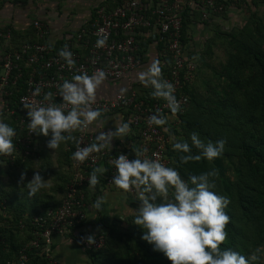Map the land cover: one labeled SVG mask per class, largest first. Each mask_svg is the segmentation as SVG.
I'll return each instance as SVG.
<instances>
[{"label":"trees","instance_id":"trees-1","mask_svg":"<svg viewBox=\"0 0 264 264\" xmlns=\"http://www.w3.org/2000/svg\"><path fill=\"white\" fill-rule=\"evenodd\" d=\"M119 4L120 0H105L100 5L111 10ZM241 4L245 5L244 19H233V25L224 32L214 30V35L202 52L204 58L211 59L217 40L225 51L224 62L212 70V77L218 82L219 91H214V98H209L208 102L203 104L197 101L198 90L194 89L193 84L184 85L182 94L188 98L187 109L176 116L171 113L163 114L168 122L158 128L171 140L166 144L170 167L176 168L184 180H188L190 175H199L213 169L217 171L218 175L214 177L216 187L212 190L230 200L225 208L230 217L226 226L228 238L221 247L231 248L250 258L252 255L259 257V249L264 248V0H240L235 7L239 8ZM198 13L193 10L183 14V43L187 42L189 27L198 20ZM226 18V13L217 16V20ZM214 21L216 20H210L209 24H214ZM13 35L15 34L11 31L10 37ZM145 36L147 38L140 43L137 53L141 62L144 60L148 43L158 38L157 34L148 37L145 33ZM31 37L26 43L36 42L34 31ZM161 42L158 44L159 52L162 48ZM19 47L11 48L10 45L5 51ZM163 61L162 79L165 80L169 74V59L163 58ZM201 66L209 67L207 62H203ZM28 73L29 69L22 70V77L18 80L12 96L8 97L10 109L14 112L5 123L15 130L14 149L17 144L16 136L20 135L17 98L24 93L23 83ZM152 91L150 88L145 97H138L139 100L144 101L146 98L144 102H154L157 98L151 96ZM165 128L169 131H165ZM194 132L198 133L205 143L221 139L226 141L222 155L210 161L201 159L181 164V153L173 149L172 137L191 144L190 135ZM131 141V149L121 153L135 155L140 138L135 135ZM73 149L74 146L71 156ZM192 151L194 154L198 152L194 147ZM12 164H15V161ZM91 172L92 170L89 171ZM101 183L105 184V181L101 180ZM4 198L11 201L8 195ZM128 202L131 214L118 226L99 236L104 242L99 250L88 252L92 264H171L162 252L155 251L152 244L141 239L144 230L133 223V212L140 204L137 194L129 195ZM46 212L37 213L35 217L45 215ZM14 213L15 216L11 217L8 226H0V264H21V252L26 256L23 264H49L43 246L37 249L27 247L37 232V228L32 225L33 215L29 210L22 211L17 208ZM25 213L29 215L24 220L22 218ZM250 264L261 262L258 258L256 261L250 260Z\"/></svg>","mask_w":264,"mask_h":264},{"label":"built area","instance_id":"built-area-1","mask_svg":"<svg viewBox=\"0 0 264 264\" xmlns=\"http://www.w3.org/2000/svg\"><path fill=\"white\" fill-rule=\"evenodd\" d=\"M19 2L22 0H7ZM105 1V0H103ZM240 0H120V4L111 10L98 5L89 24V40H84L80 50H70L75 60V66L69 67L61 59L58 52H52L46 43L49 27L40 20L32 22L36 42L24 43L18 49L4 52L0 63V98L3 101L5 112L11 115L8 97L12 96L18 80L22 77V70L29 69L24 80V93L17 98V109L20 111L18 129L20 135L16 136V148L21 147L26 153L38 135L31 133L28 128L29 118L23 103L33 101L46 104L43 100L45 93L51 92L57 104L63 103L58 94V87L63 80H71L73 75L87 73L92 75L97 69L103 70L106 80L119 81L132 72L139 64L137 53L139 45L149 36L158 35L157 42L162 43L160 55L169 59V74L165 78L173 84L174 96L180 104V110L173 114L167 107V102L157 98L147 103L139 100L133 90L118 93L111 100H99L92 104L93 109H101L102 113L116 110L128 112V121L131 128L140 138L138 149L144 151L140 157L159 159L166 166H170L166 156V144L169 138L156 125L149 126L148 118L158 110L161 114L171 113L173 116L182 114L188 107V98L182 94L184 85L189 84L195 74L196 66L187 56L186 43H183V14L193 10L198 11V19L204 23L217 19V16L226 13L228 18L241 14L245 5L235 7ZM106 37L103 47H97V41ZM8 38V35L5 37ZM161 40V41H160ZM164 65V61L162 62ZM41 92L33 96L35 89ZM93 142L92 134L87 130L77 131L73 153L77 146H87ZM72 153V154H73ZM124 154L131 161L135 155L128 153H110L107 149L92 153L83 163L71 158L72 177L67 184L66 194L61 205L48 210L45 215L34 217L32 225L37 228L34 239L27 245L28 248L43 246L45 256L49 254V245L53 236L71 234L79 246L93 252L103 246V239L84 230L86 223L84 196L81 188L89 179V171L95 169L100 163L105 164L106 171L103 179L105 186L115 187L111 184L115 175V168L111 161L118 155ZM72 157V156H71ZM135 194V191L127 193ZM92 235L95 243L89 245L86 238ZM26 256L21 252L20 262L23 264Z\"/></svg>","mask_w":264,"mask_h":264},{"label":"clouds","instance_id":"clouds-1","mask_svg":"<svg viewBox=\"0 0 264 264\" xmlns=\"http://www.w3.org/2000/svg\"><path fill=\"white\" fill-rule=\"evenodd\" d=\"M105 43L106 37L99 39L96 46L103 47ZM58 55L69 67L75 66L73 54L66 45ZM105 79L106 74L100 69L92 75L76 74L71 80H63L58 87L63 103L53 102L51 92L43 96L46 104L35 101L23 103L27 109L30 132L46 137L51 134L47 147L52 150L59 148L62 142L75 140L73 132L87 130L102 115L101 109H93L92 104L95 103L97 89ZM137 79L144 87L153 89L152 97L165 100L173 114L180 110L173 84L162 79L159 60H153L145 70L140 71ZM40 92L41 89L37 87L33 96ZM147 122L149 126H163L168 121L158 110L149 116ZM164 130L169 131L167 128ZM129 132V124L121 118V122L115 124V131H99L91 144L84 147L78 145L71 158L83 163L92 153L104 149L110 151L111 141L114 138L123 140ZM15 135V130L0 120V155L11 156ZM172 139L173 149L181 153V164L201 159L213 160L222 155L226 143L223 139L205 143L195 132L190 135L191 144L174 136ZM193 147L198 150L196 154L192 151ZM143 155L144 151L137 149L136 158L131 161L124 154L111 161L115 168L111 184L123 190V193L135 191L137 194L140 204L133 212V223L144 230L141 239L152 244L155 251L162 252L171 264H250V260L258 259L256 255L248 258L231 248L221 247L228 238L226 226L230 217L225 208L230 200L212 190L216 187L214 177L218 175L215 169L190 175L188 180H184L176 168L166 166L159 159H141ZM101 172L100 168H95L90 173V189L95 190ZM24 179L22 173L20 181ZM25 186L31 198L48 184L39 171H34ZM158 198L160 202L157 203ZM104 203L106 198L101 196L90 207L100 211ZM86 241L91 245L95 243V237L89 235Z\"/></svg>","mask_w":264,"mask_h":264},{"label":"crops","instance_id":"crops-1","mask_svg":"<svg viewBox=\"0 0 264 264\" xmlns=\"http://www.w3.org/2000/svg\"><path fill=\"white\" fill-rule=\"evenodd\" d=\"M103 0H22L10 2L0 0V63L8 46H20L31 40L33 33L32 22L40 20L49 27L46 43L51 51L58 52L66 45L70 50H80L84 40H89L86 29L93 18L95 8ZM199 19L194 21L187 31V56L198 67L207 62L202 52L208 40L214 35V29ZM11 31L15 34L10 37ZM89 31V30H88ZM8 35V38H5ZM36 39V38H35ZM37 40V39H36ZM158 42L152 39L147 45L144 60L128 75L119 81L104 80L97 89L96 100H111L118 93L129 90L136 92L138 97H145L151 87H144L139 83L137 74L145 70L153 60H159L163 66V59L158 49ZM56 49V50H55ZM58 50V51H57ZM195 74L191 84L195 79ZM3 101L0 98V120L5 123L8 119ZM129 124L128 112L116 110L102 113L101 117L89 126L93 141L99 131H115V124L121 122ZM130 126V125H129ZM77 132V131H76ZM76 132H73L74 136ZM136 132L130 126V132L123 140L114 138L111 141L110 153H119L131 149L132 138ZM49 136L37 135L30 149L24 153L22 148L14 149L11 156L0 155V226H8L14 210H29L33 217L37 213L58 208L66 194V187L72 177L71 149L75 140L62 142L59 148L52 150L47 147ZM170 140V138H169ZM171 141V140H170ZM108 150V149H107ZM15 161V164H12ZM96 168L102 170L98 174L99 183L95 190L90 189L88 182L81 188L84 196L87 230L94 236H102L110 229L131 214L128 202L129 194L116 187H107L101 183L105 164L100 163ZM34 171H39L47 180L48 187L41 189L35 196L29 198L25 186L32 178ZM25 179L21 182V174ZM90 176V175H89ZM9 196L11 201L4 197ZM4 196V197H3ZM104 196L106 203L100 211L92 209L91 204L99 197ZM28 213L22 219L28 218ZM2 228V229H3ZM1 235V232H0ZM2 241V240H1ZM49 254L45 256L49 264H92L90 254L83 250L74 237L69 234L53 236L49 245Z\"/></svg>","mask_w":264,"mask_h":264},{"label":"rangeland","instance_id":"rangeland-1","mask_svg":"<svg viewBox=\"0 0 264 264\" xmlns=\"http://www.w3.org/2000/svg\"><path fill=\"white\" fill-rule=\"evenodd\" d=\"M244 13L236 14L233 18H226L214 21L215 23L208 26H212L211 29L219 30L224 32V30L230 28L233 24V19H244ZM226 59L225 51L223 47L220 45L219 40L216 41V46L213 47V57L207 60L209 67L199 66L197 74L195 75V79L193 81L194 89L196 91V99L199 103L205 104L208 102L209 98H214V91H219L220 87L217 85V81H215L212 77V70L218 68V64L224 62ZM231 175V174H230ZM232 177V175H231ZM261 264H264V248L259 249V257Z\"/></svg>","mask_w":264,"mask_h":264}]
</instances>
